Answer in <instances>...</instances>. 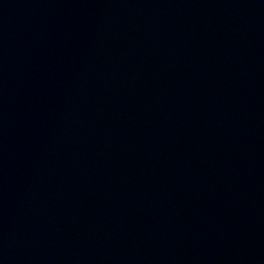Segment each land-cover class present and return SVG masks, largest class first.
I'll return each mask as SVG.
<instances>
[{
	"label": "water",
	"instance_id": "1",
	"mask_svg": "<svg viewBox=\"0 0 264 264\" xmlns=\"http://www.w3.org/2000/svg\"><path fill=\"white\" fill-rule=\"evenodd\" d=\"M0 264H264L241 0H0Z\"/></svg>",
	"mask_w": 264,
	"mask_h": 264
}]
</instances>
